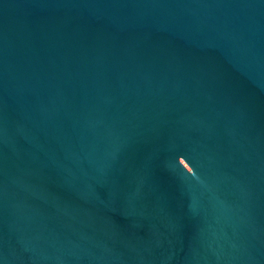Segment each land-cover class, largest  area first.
Listing matches in <instances>:
<instances>
[{"label": "water", "instance_id": "obj_1", "mask_svg": "<svg viewBox=\"0 0 264 264\" xmlns=\"http://www.w3.org/2000/svg\"><path fill=\"white\" fill-rule=\"evenodd\" d=\"M0 264H264V0H0Z\"/></svg>", "mask_w": 264, "mask_h": 264}]
</instances>
